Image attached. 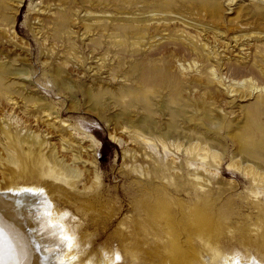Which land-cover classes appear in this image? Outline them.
Returning <instances> with one entry per match:
<instances>
[{
    "label": "rangeland",
    "instance_id": "rangeland-1",
    "mask_svg": "<svg viewBox=\"0 0 264 264\" xmlns=\"http://www.w3.org/2000/svg\"><path fill=\"white\" fill-rule=\"evenodd\" d=\"M16 185L67 264H264V0H0Z\"/></svg>",
    "mask_w": 264,
    "mask_h": 264
},
{
    "label": "bare ground",
    "instance_id": "bare-ground-1",
    "mask_svg": "<svg viewBox=\"0 0 264 264\" xmlns=\"http://www.w3.org/2000/svg\"><path fill=\"white\" fill-rule=\"evenodd\" d=\"M44 196L42 188L31 185L11 186L0 193V264H67L62 251H67L69 239L59 238L60 233L67 234L60 220L49 215L51 205L42 204Z\"/></svg>",
    "mask_w": 264,
    "mask_h": 264
}]
</instances>
